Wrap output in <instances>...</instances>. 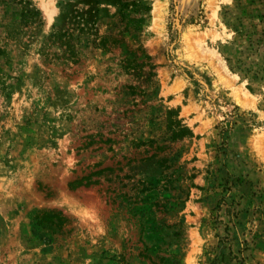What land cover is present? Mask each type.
<instances>
[{
	"label": "rangeland",
	"instance_id": "1",
	"mask_svg": "<svg viewBox=\"0 0 264 264\" xmlns=\"http://www.w3.org/2000/svg\"><path fill=\"white\" fill-rule=\"evenodd\" d=\"M0 264H264V0H0Z\"/></svg>",
	"mask_w": 264,
	"mask_h": 264
},
{
	"label": "trees",
	"instance_id": "2",
	"mask_svg": "<svg viewBox=\"0 0 264 264\" xmlns=\"http://www.w3.org/2000/svg\"><path fill=\"white\" fill-rule=\"evenodd\" d=\"M37 10H32L29 8H24L22 11V15L24 19L28 21H37L39 22V18H35V14ZM74 20L76 24V29L79 32L90 28L88 27L87 20L80 14L74 15ZM73 29V28H72ZM97 34H95L96 36ZM72 34L71 32H67V30L60 29V30H53L40 43L38 50L43 54L44 60L51 62L53 59H57L60 56L69 59L70 63H76L78 61L77 52L75 49L74 44H72ZM93 43L95 47L100 48L101 50H108L110 47L119 46L121 44V40L116 37L115 34H102L101 36H96L93 39ZM127 54L131 56L124 55L121 58L122 66L125 68H135L141 69L143 66H147L149 69L147 78L150 81V77L153 75L151 70L154 68L155 64L149 62V56L140 52L138 56L133 54V51H128ZM139 57H142L138 60ZM153 84V92L157 89V83L155 81L152 82ZM175 109H168L166 111V117L164 119L165 127L169 133V137L171 139L174 138H181L186 135H191V132L188 127L181 124L180 121L173 116H176ZM49 212H42L40 215H35L34 221L38 225H44L46 229H50L53 227V223L51 222ZM62 221L59 220L57 225H61ZM162 258H159L161 261Z\"/></svg>",
	"mask_w": 264,
	"mask_h": 264
}]
</instances>
